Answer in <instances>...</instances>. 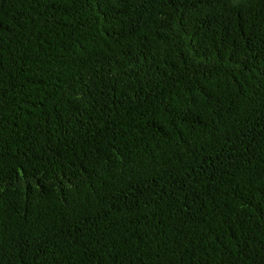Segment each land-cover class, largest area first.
<instances>
[{"label": "trees", "instance_id": "1", "mask_svg": "<svg viewBox=\"0 0 264 264\" xmlns=\"http://www.w3.org/2000/svg\"><path fill=\"white\" fill-rule=\"evenodd\" d=\"M0 264H264V0H0Z\"/></svg>", "mask_w": 264, "mask_h": 264}]
</instances>
